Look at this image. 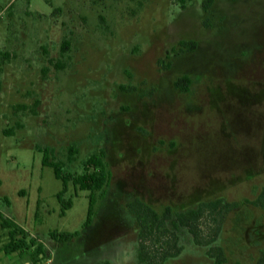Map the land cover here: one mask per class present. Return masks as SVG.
Here are the masks:
<instances>
[{
    "label": "rangeland",
    "instance_id": "1",
    "mask_svg": "<svg viewBox=\"0 0 264 264\" xmlns=\"http://www.w3.org/2000/svg\"><path fill=\"white\" fill-rule=\"evenodd\" d=\"M204 1L0 0V213L27 242L6 254L0 219V264H137L136 198L159 216L221 202L161 264H264V0ZM44 149L72 176L105 152L89 227L71 182L60 215Z\"/></svg>",
    "mask_w": 264,
    "mask_h": 264
},
{
    "label": "trees",
    "instance_id": "2",
    "mask_svg": "<svg viewBox=\"0 0 264 264\" xmlns=\"http://www.w3.org/2000/svg\"><path fill=\"white\" fill-rule=\"evenodd\" d=\"M236 1V0H232ZM213 0H205L202 4L204 11H208ZM181 53L193 52L196 49L195 41H182L179 43ZM167 69L168 66H165ZM191 80L188 76L178 78L173 86L182 93H188ZM48 150L42 151V166L50 167L53 170L54 177L62 182V190L57 194V200L61 205L60 215L63 217L65 211L72 207V202L68 201L64 204L62 194L66 192L68 183L71 182L73 188L79 191L88 192V207L85 221L82 228H87L93 221L95 216V206L99 199H102L105 194V189L110 179V172L105 164V152L100 151L97 154L91 155L83 163V172L77 176L63 174L60 163H52L47 158ZM99 193V197L97 196ZM256 205L260 204L264 209V188L257 196ZM221 202L215 201L203 203L197 208L186 209L182 212L172 214L169 207L165 209L162 216H159L152 208L145 204L140 199H134L126 204L127 212L133 216L138 224V252L137 264H161L163 261L174 258L179 254L176 248L177 239L174 233L178 227L187 228L189 233L195 237L201 231L202 220L206 217V211L218 209ZM37 206L35 216H37ZM1 227L9 229V244L5 248V253H15L27 248L25 233L17 224L2 217L0 213ZM171 223V228L167 227V222ZM18 235L22 237L17 238ZM79 235V232H51L50 236L56 242H68ZM37 253L42 254L41 247L37 248ZM257 264H263L260 260Z\"/></svg>",
    "mask_w": 264,
    "mask_h": 264
}]
</instances>
